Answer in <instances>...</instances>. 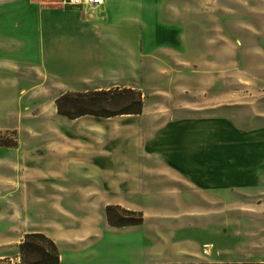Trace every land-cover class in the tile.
Instances as JSON below:
<instances>
[{
	"label": "rangeland",
	"instance_id": "374dc122",
	"mask_svg": "<svg viewBox=\"0 0 264 264\" xmlns=\"http://www.w3.org/2000/svg\"><path fill=\"white\" fill-rule=\"evenodd\" d=\"M67 1L0 0L25 9L39 2L83 8ZM136 1L141 43L149 44L141 47L139 73L122 85L141 94L140 116L60 117L56 83L32 92L46 80L35 67L6 71L10 85L0 83V264H17L18 246L30 232L51 238L63 264L91 262L103 252L126 262L105 246L112 233L124 231L105 221L107 204L115 202L143 218L130 231L138 238L132 264L264 260V0ZM181 25L184 48L170 52L167 26ZM172 121L183 122V129L169 128ZM53 146H133L146 164L198 165L191 164L192 176L172 170L167 183L163 174L147 176L141 169V191L122 195L117 187L48 179L35 164L36 151ZM106 171L114 181L122 170ZM163 184L183 190L161 193Z\"/></svg>",
	"mask_w": 264,
	"mask_h": 264
},
{
	"label": "crops",
	"instance_id": "0c3cea01",
	"mask_svg": "<svg viewBox=\"0 0 264 264\" xmlns=\"http://www.w3.org/2000/svg\"><path fill=\"white\" fill-rule=\"evenodd\" d=\"M24 7L20 4L9 5L0 2V68L5 71L4 74H0L1 84L10 85L11 77L6 71L14 66L35 67L39 75L46 80L35 85L32 92L45 88L53 89L51 87L56 83L59 93L54 99L55 103L60 95L67 92L127 87L122 85L125 78L134 77L139 73L141 47L147 50L149 43L147 41L141 43L138 21L140 10L136 0H104L100 6H82L83 8L63 5L48 7L44 2L36 3L35 6L26 8L27 10ZM184 38L185 28L182 25L167 26V48L170 52L182 51ZM54 109L57 114L56 108ZM88 118L94 117L84 116L75 120ZM183 125V122L172 121L169 128L183 129ZM94 150L81 146L44 147L41 151H36L38 159L35 160V164L45 170L43 173L48 179L57 178L61 182L73 185L80 183L78 180H81L89 186L117 187L122 195H132L141 191L137 182L140 174H144L141 169L147 170L145 173L147 176L157 177L159 173L163 174V180L167 183V176L173 174L172 170H189V173L186 171L184 173L192 176L194 174L190 171L192 165H198L177 161L167 163V160H156L155 164H146L139 161L140 153L133 149V146L131 149L125 146H99ZM99 153H107L109 156H102L105 154ZM114 155H118L120 161L109 162ZM154 155L159 156L160 153H153ZM112 167L122 170L114 181L108 178L106 171L107 168ZM71 170H81V172H70ZM195 184L198 187L204 186L202 181L199 182L197 179ZM172 190L179 192L183 188L163 184L160 185L159 192L169 193ZM115 205L134 211L117 202ZM133 228H120L124 231L112 233L110 237L113 240L105 245L106 249L110 245L109 249L112 252L125 255L126 262L110 259L106 256V252H103L98 259L91 262L79 258L75 263L132 264L130 262L132 255L138 247L135 232H130ZM55 245L57 246L56 243ZM57 249L60 254L59 264H63L58 246ZM168 263L186 262H155V264Z\"/></svg>",
	"mask_w": 264,
	"mask_h": 264
},
{
	"label": "trees",
	"instance_id": "16d2710c",
	"mask_svg": "<svg viewBox=\"0 0 264 264\" xmlns=\"http://www.w3.org/2000/svg\"><path fill=\"white\" fill-rule=\"evenodd\" d=\"M57 114L69 120L84 116L94 118H113L123 115H140L143 110L141 94L131 88H112L108 90L67 92L55 100ZM5 147H14L6 144ZM122 211L127 216H136V219L125 216H116L112 211ZM106 222L115 228L135 227L143 223L139 212L121 210L118 206H107L104 211ZM17 264H59L60 254L55 243L42 233L24 235L18 246ZM1 261V260H0ZM8 264H13L10 261ZM155 264V263H146ZM168 264H264L258 262L235 263H168Z\"/></svg>",
	"mask_w": 264,
	"mask_h": 264
},
{
	"label": "built area",
	"instance_id": "2783aa9c",
	"mask_svg": "<svg viewBox=\"0 0 264 264\" xmlns=\"http://www.w3.org/2000/svg\"><path fill=\"white\" fill-rule=\"evenodd\" d=\"M104 0H68L67 4L71 6H100Z\"/></svg>",
	"mask_w": 264,
	"mask_h": 264
}]
</instances>
